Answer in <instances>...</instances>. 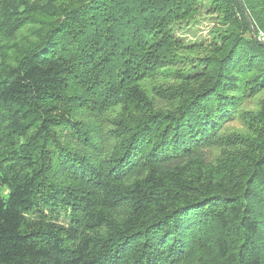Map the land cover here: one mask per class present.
I'll return each instance as SVG.
<instances>
[{
	"label": "trees",
	"instance_id": "16d2710c",
	"mask_svg": "<svg viewBox=\"0 0 264 264\" xmlns=\"http://www.w3.org/2000/svg\"><path fill=\"white\" fill-rule=\"evenodd\" d=\"M248 28L236 0H0V264H264Z\"/></svg>",
	"mask_w": 264,
	"mask_h": 264
},
{
	"label": "rangeland",
	"instance_id": "374dc122",
	"mask_svg": "<svg viewBox=\"0 0 264 264\" xmlns=\"http://www.w3.org/2000/svg\"><path fill=\"white\" fill-rule=\"evenodd\" d=\"M218 26L217 17L213 14H208L206 4L202 7L200 13L193 23L181 26V29H176V33L181 40L186 44H208L211 41V32ZM264 103V92L257 98L250 100L246 105L247 111H254ZM226 128L231 131H241L243 127L240 121L234 120L226 125Z\"/></svg>",
	"mask_w": 264,
	"mask_h": 264
},
{
	"label": "water",
	"instance_id": "95a60500",
	"mask_svg": "<svg viewBox=\"0 0 264 264\" xmlns=\"http://www.w3.org/2000/svg\"><path fill=\"white\" fill-rule=\"evenodd\" d=\"M236 2L238 3V5L240 6V8L242 9V12L244 14V19L248 25V29H250L251 35L254 38V40L262 45H264V41H262L259 37V35L257 34L256 28L253 25V22L251 21L246 9L244 8L241 0H236Z\"/></svg>",
	"mask_w": 264,
	"mask_h": 264
},
{
	"label": "built area",
	"instance_id": "2783aa9c",
	"mask_svg": "<svg viewBox=\"0 0 264 264\" xmlns=\"http://www.w3.org/2000/svg\"><path fill=\"white\" fill-rule=\"evenodd\" d=\"M260 39H261L262 41H264V36L261 35Z\"/></svg>",
	"mask_w": 264,
	"mask_h": 264
}]
</instances>
